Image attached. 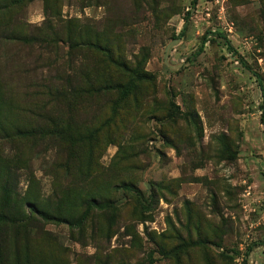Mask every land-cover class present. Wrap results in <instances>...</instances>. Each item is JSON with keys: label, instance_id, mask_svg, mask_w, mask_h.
<instances>
[{"label": "rangeland", "instance_id": "1", "mask_svg": "<svg viewBox=\"0 0 264 264\" xmlns=\"http://www.w3.org/2000/svg\"><path fill=\"white\" fill-rule=\"evenodd\" d=\"M263 94L264 0H0V264H264Z\"/></svg>", "mask_w": 264, "mask_h": 264}, {"label": "trees", "instance_id": "2", "mask_svg": "<svg viewBox=\"0 0 264 264\" xmlns=\"http://www.w3.org/2000/svg\"><path fill=\"white\" fill-rule=\"evenodd\" d=\"M190 15H191V13L188 12L187 17H189ZM217 35L219 37L223 38L226 41L227 45H229V47L231 49H233V46L230 44V41L224 35H222L221 33H217ZM203 49H204V46H201L199 48V50L196 52V55H200L204 51ZM263 96H264V94H263ZM261 111H262L261 123L263 125V134H264V101H263V104L261 106ZM121 187L124 188V189H127V190H131V191H135L136 190V188L133 185H130V184H123ZM112 203L113 202H111V201L103 202V201L93 200L90 203V209H92L94 207L102 208V209L109 208V207H111Z\"/></svg>", "mask_w": 264, "mask_h": 264}]
</instances>
